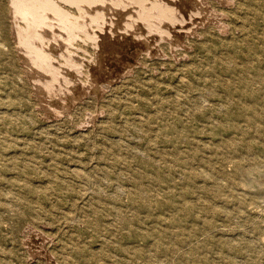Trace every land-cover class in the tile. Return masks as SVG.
I'll return each instance as SVG.
<instances>
[{"label": "rangeland", "instance_id": "obj_1", "mask_svg": "<svg viewBox=\"0 0 264 264\" xmlns=\"http://www.w3.org/2000/svg\"><path fill=\"white\" fill-rule=\"evenodd\" d=\"M113 1L56 79L0 0V264H264V0Z\"/></svg>", "mask_w": 264, "mask_h": 264}, {"label": "bare ground", "instance_id": "obj_2", "mask_svg": "<svg viewBox=\"0 0 264 264\" xmlns=\"http://www.w3.org/2000/svg\"><path fill=\"white\" fill-rule=\"evenodd\" d=\"M62 1H64L65 3H67V4L71 5V6H74L77 9V13H74V12L66 9L64 6H62L59 3L58 0H11L12 7L14 8L15 13L17 14L15 16L16 17H18V16L21 17L22 20H23V22H24L23 24H25V25L20 24L21 23L20 21H19L20 23H17V30L16 31H18L17 34L19 36L18 38H19L20 44H22V46L24 45V47L28 51V54H29L31 60L33 61L32 62L33 64L37 65V67H39L40 70L41 69H44L43 72L46 70V73H47V71L49 73H52L53 77L56 78V79H58L57 77L60 74L59 67H56L55 64L53 63V59H54L53 58V54L55 53L56 46H55V44H53V41L50 40V39H52V35L54 36L55 34H50L51 35V38H48V36H47L48 29H50L51 31L55 32L56 27H57L58 29L59 28L61 29L60 31H62V30L65 31L67 37H65L64 35H62V37L64 38L63 43L67 42V44H72L76 40V38L81 37L83 35V36L86 37V40L88 38L89 41H93L98 46H100L102 44H100L99 36H97L96 32L94 34H92L93 32L90 33V31H88V28L89 27H87V25L90 26L91 22H93V23L96 22V25L101 29V26L104 23H106V14L103 11H101L102 6H103L102 4H105L106 0H62ZM147 1L148 0H129V2H131V3L133 2L135 4H138V6H141L144 10L146 9V4L148 3ZM175 1H177V0H175ZM108 2H109V0H108ZM108 2H107V4H108ZM113 5L116 8H122V9L125 10V9H129L128 6L130 4H127V2L125 0H114L112 6ZM131 5H130V7H131ZM89 8H91L92 11L96 10V12L94 14H91L90 15L91 17L90 16H88V17L85 16V15H87ZM176 9H178V6H176L174 4V2H170V1H166L165 2V1H161V0H155V1H153L151 3V5H150V8L149 9L147 8L148 11H153V12L155 11L153 15H152V12H151V15L152 16H157V17L162 18V19L165 18L164 20H166V19L169 20L168 22H170V24L172 22L173 25H174L175 21H177L176 20V17H175V11H176ZM142 12H143V10H142ZM144 14L146 15V13H144ZM138 15H139V12H138ZM151 15L148 14V15H146V17L147 18H149V16L152 17ZM84 16L87 17V18H89V17L91 18V22H89L90 24H86V21H85L86 18H84ZM130 17H128V18H130ZM136 17H137V15H136ZM141 17H139V18H141ZM144 17H142V18L145 20L146 17L145 18ZM147 18H146V20H147ZM159 18H156V20L159 19ZM137 19H138V17H137ZM137 19H135V21ZM129 20H131V19H129ZM140 20L141 19H139V21ZM164 20H162V21L164 22ZM87 21H89V20H87ZM131 22H134V21L131 20ZM144 22H143V26L146 25V23L144 25ZM167 23L165 22V24H167ZM126 24L127 23L125 22V25ZM130 24H127L129 26V28H130ZM149 24H147V25H149ZM161 24H162V22H161ZM118 25H119V23H118ZM133 25H134V23H133ZM136 25L137 24H135V26ZM91 26H93V25H91ZM133 28H134V26H133ZM147 28H150V27H147ZM158 28L155 29V30H158ZM164 28H166V27H164ZM135 29H136V27H135ZM112 30H113V28H112ZM150 30H151V28H150ZM153 31H154V29H153ZM159 31L160 30H158V32L157 31L156 32L159 33ZM163 31H164V29H163ZM150 32H151L150 34L152 35V30ZM59 33H61V32H59ZM129 33H130V31H129ZM154 33H155V31L153 32V34ZM162 33H164V32H162ZM165 33H168V32H165ZM58 35L59 34H57V36ZM57 36L55 35L53 37L55 41L56 40L58 41ZM162 36H163V34H162ZM61 38H59V40ZM107 39L108 38L106 37V38L103 39V41L104 40L105 41H108ZM38 42H39L40 45L37 44ZM46 44L49 47V49L45 48L44 45H46ZM64 45L66 47V44H64ZM122 46L120 44V47H122ZM115 47H116V45H114L112 48L115 49ZM102 54L105 56L104 53H102ZM26 55H27V53H26ZM29 56L27 55L28 58H29ZM62 56L65 57V60H66L65 62L68 64V66L69 65L72 66L69 69H72L73 68V65H75V63H76L72 59L73 57H71V56H65V54H62ZM76 66H78V65L76 64ZM79 71H77V72H79ZM52 75H51V78H52ZM57 82L58 81H56V83ZM53 83H55V82H53ZM47 84L48 83H46V85ZM50 84H48L47 86H49ZM51 90H52V88H51Z\"/></svg>", "mask_w": 264, "mask_h": 264}]
</instances>
